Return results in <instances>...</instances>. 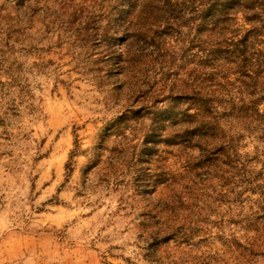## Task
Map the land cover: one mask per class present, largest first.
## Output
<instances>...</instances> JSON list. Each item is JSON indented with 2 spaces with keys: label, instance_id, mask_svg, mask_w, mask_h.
<instances>
[{
  "label": "rangeland",
  "instance_id": "obj_1",
  "mask_svg": "<svg viewBox=\"0 0 264 264\" xmlns=\"http://www.w3.org/2000/svg\"><path fill=\"white\" fill-rule=\"evenodd\" d=\"M75 4L94 12L96 23L102 15L109 21L117 10L112 0ZM135 8L133 0L121 12L126 17ZM158 10L146 8L136 15L143 20ZM10 12L0 14V21L2 16L12 20ZM239 18V25L249 28ZM190 20L191 27L185 20L177 31L167 29L166 22L154 29L151 43L157 54L133 58L126 74L114 68L105 80L82 68L83 61L74 64L79 60L74 49L82 39L76 38L77 29L61 30V24L56 31L63 36L53 39L45 25L39 36L27 39L29 49L19 47L11 55L31 58L28 74L36 82L27 83L31 96L21 104L11 101L12 94L0 95V264H264V224L258 233L246 223H234L260 208L259 191H243L238 171L232 176L223 155L208 178L207 166L196 167L199 148L180 152L160 139L162 128L157 135L150 132L151 112L173 107L176 113L172 98L190 90L187 85L200 68L198 22ZM200 33L212 44L208 28ZM38 60L46 64L43 73L32 69ZM225 70V79L236 84L225 92L237 98V69L228 64ZM225 79L215 81L225 84ZM221 126L234 138L241 163L249 161L255 184L264 186V140L255 124L246 130L239 120L224 118ZM220 139L216 144L221 145ZM152 146L157 155L149 150ZM155 168L163 174L158 179L150 177ZM25 181L27 195L22 197L15 190H23ZM176 197L185 206L177 204L174 217L165 206ZM186 210H193L199 221V231L188 242L177 235ZM254 241L259 247L252 255L234 243Z\"/></svg>",
  "mask_w": 264,
  "mask_h": 264
},
{
  "label": "trees",
  "instance_id": "obj_2",
  "mask_svg": "<svg viewBox=\"0 0 264 264\" xmlns=\"http://www.w3.org/2000/svg\"><path fill=\"white\" fill-rule=\"evenodd\" d=\"M91 2L96 5L98 0H91ZM132 2L133 0H129V5ZM59 5L69 16L67 24H61L59 28L61 30H67V27L77 29V39H82L83 36L81 25L85 32L89 30V25H96V22H94L95 13L87 12L83 6L76 5L75 0H69L68 3ZM166 6L168 13L171 14L170 19L172 22H166L167 29L170 31H177L178 27L187 22H185L182 15L185 10L190 9L191 12L195 13L191 18L198 22L199 34L196 44L199 49L200 68L194 75L192 82L187 85L190 90L172 98L174 107L177 109L176 113L173 114V107L155 109L151 112L155 116L152 130H150L151 135H157V129L162 128L160 137L163 138L160 139L167 147L171 149L177 147L180 152L195 147L199 148L200 156L196 167L207 166L209 170L206 171L208 178L212 168L216 167L217 158L219 155H223L227 160V166H231L232 176H234V171H238L241 179L240 183L245 186L243 191L247 189L252 192L259 191L261 197H263V202H259L260 210L252 212L245 220L232 221H235L234 223H246L247 227H254L258 231L259 225L264 224V186L255 184L257 178L253 179L250 172L247 171L246 166L249 161L246 160L241 163L240 154L233 148L234 138H228L225 135L221 121L224 118L228 120L235 118L241 122V125L243 124L246 130L255 124L256 130L261 133L260 139L264 140V112L261 111V106L264 104V50L260 48L261 45H264V0H199L198 4L196 0H190V2L189 0H176L175 4H173V0H166ZM146 8H158V6L147 5L143 9ZM133 14L131 13L126 17ZM174 14L180 17H175ZM240 15L243 16L244 23L249 25V28L239 25ZM172 16L174 17L172 18ZM98 17H100V20L105 18L104 15ZM126 17L120 11L119 19L124 20ZM111 20L112 18L109 19V22ZM0 23V32L5 35L4 47L0 51V72L9 78L7 84L0 81V95L12 94L11 90L18 88L20 91L15 99L11 101L15 104H21L30 99L31 92L28 84L25 87L20 85L18 77L19 73L24 71V68L19 57L11 56L17 51L11 41L13 36L20 30L12 26L11 20L7 22L6 17L2 16ZM64 27L65 29H63ZM203 28H208L214 36L212 44H209V41L201 35L200 32ZM20 34L23 35L22 32ZM27 39L33 38L31 36ZM16 44H22L19 38L16 39ZM21 47L26 50L29 49L27 46ZM119 61L120 58L117 57L116 62L119 63ZM228 64L235 66L237 69L238 79L236 82L239 83L236 88L237 98L225 92L227 85L236 86L235 83H231L223 76ZM32 69L38 73H43L46 64L44 61L38 60V62H34ZM119 70L120 74H126L128 68ZM215 79H225L226 82L224 84V82L215 81ZM219 94L223 97L220 98ZM23 95L27 96V100L21 98ZM181 101L185 102L187 106L178 110L177 105ZM148 111H151V109ZM227 123L233 124L232 122ZM220 136L222 142L221 145H218L216 141ZM149 150L152 151L153 155L159 153L155 146H152ZM151 159L154 160L155 156ZM235 164H238V166H235ZM239 165L241 169H238ZM160 176H163V174H159L158 168L151 171V178L158 179ZM164 180L166 181L167 178L165 177ZM234 191L233 189L232 192ZM243 191L240 193L234 192V194L239 196L243 194ZM177 198H172L170 205L165 206V210L174 217H176L174 214H176L175 207L177 204L185 206V202L179 201V198L178 200ZM192 211H189L188 215L183 214L181 216L182 226L179 227L180 231L177 234L181 235L180 237L187 242V238L199 231L197 226L199 221L194 218ZM174 219L177 220L178 218ZM188 220L189 222L185 224ZM185 228H187L189 234L186 233ZM175 235L165 236L164 240L175 237ZM234 243L237 248H244L246 252H250V255L254 253L253 249L255 247H259V244H256L255 241L248 245Z\"/></svg>",
  "mask_w": 264,
  "mask_h": 264
},
{
  "label": "clouds",
  "instance_id": "obj_3",
  "mask_svg": "<svg viewBox=\"0 0 264 264\" xmlns=\"http://www.w3.org/2000/svg\"><path fill=\"white\" fill-rule=\"evenodd\" d=\"M68 2L69 0H0V14H5L11 9V24L14 28L20 30V32H17L13 36L11 43L16 48L26 46L27 38L39 36L43 32L45 25L52 29L54 34L53 39L56 35L63 36L62 31H56V25H66L69 16L57 5L58 3L63 4ZM196 2L198 4L199 0H196ZM112 3L117 6V10L113 14L111 24H109L107 19L99 20L95 26L89 25L87 32L84 31L81 25V33H83L82 42L81 40H77L78 47L74 49V52L79 56V60H75L74 64L83 61L82 68L85 70L88 68L92 69V75L97 80H105L107 73L114 68H130L133 58H139L142 54L156 55L157 49L151 43L153 30L163 27L164 22H172L168 16L166 0H135V13L124 20L119 19V14L121 10L127 11L129 9V0H112ZM175 3L176 0H173V4ZM147 5L158 6L159 10L155 11L152 17L141 20L140 16L136 14L142 13L143 8ZM182 15L183 19L188 21L189 27H191L190 18L195 13L189 9L185 10ZM21 32L23 35L20 34ZM183 33L186 35L188 28H184ZM17 38L21 40L22 44H16ZM73 39L76 38L73 37ZM4 40L5 35L0 32V48L4 47ZM117 57L120 58L119 63L116 62ZM19 59L24 62V71L19 73L18 77L20 85L25 87L29 82L34 84L36 82L35 79L28 74V69L31 67V58L19 57ZM59 74V72L56 73L57 76ZM0 81H4L7 84L9 78L0 72ZM50 84L51 81H46L45 87H50ZM11 91L12 96L15 97L20 90L13 88ZM21 98L27 100L26 95H23ZM168 103L170 106L172 102L169 101ZM186 106V103L181 101L177 105V108L179 110ZM261 111L264 112V106L261 107ZM3 114L4 110L0 108V116H3ZM146 123H150V121ZM146 130L147 128L145 127L143 131ZM0 132H3L2 128H0ZM98 150L102 151V146H99ZM77 156H80L79 150H77ZM88 183L91 184V181ZM26 185L27 182L25 181L23 190L19 188L15 190L22 197L27 195ZM10 195L13 194L10 193ZM19 207L20 205H18Z\"/></svg>",
  "mask_w": 264,
  "mask_h": 264
}]
</instances>
